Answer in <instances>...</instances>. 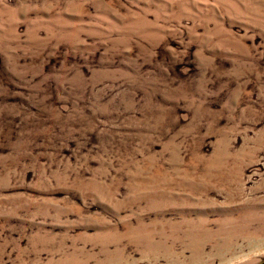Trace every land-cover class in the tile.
<instances>
[{"label": "rangeland", "instance_id": "1", "mask_svg": "<svg viewBox=\"0 0 264 264\" xmlns=\"http://www.w3.org/2000/svg\"><path fill=\"white\" fill-rule=\"evenodd\" d=\"M264 0H0V264H263Z\"/></svg>", "mask_w": 264, "mask_h": 264}, {"label": "flooded vegetation", "instance_id": "2", "mask_svg": "<svg viewBox=\"0 0 264 264\" xmlns=\"http://www.w3.org/2000/svg\"><path fill=\"white\" fill-rule=\"evenodd\" d=\"M264 264V263H263Z\"/></svg>", "mask_w": 264, "mask_h": 264}]
</instances>
